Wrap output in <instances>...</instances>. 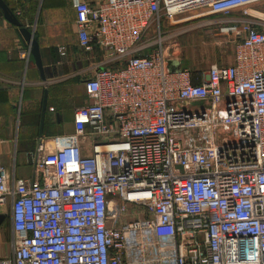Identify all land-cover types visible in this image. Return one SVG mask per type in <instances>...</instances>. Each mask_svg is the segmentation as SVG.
<instances>
[{"label": "built area", "instance_id": "1", "mask_svg": "<svg viewBox=\"0 0 264 264\" xmlns=\"http://www.w3.org/2000/svg\"><path fill=\"white\" fill-rule=\"evenodd\" d=\"M258 3L71 0L80 47L103 58L84 81L74 135L41 141L30 179L12 185L0 166L14 233L0 264H264ZM235 12L245 20L231 30L233 64L197 73L201 83L171 68L181 50L166 23Z\"/></svg>", "mask_w": 264, "mask_h": 264}, {"label": "crops", "instance_id": "2", "mask_svg": "<svg viewBox=\"0 0 264 264\" xmlns=\"http://www.w3.org/2000/svg\"><path fill=\"white\" fill-rule=\"evenodd\" d=\"M3 2L19 22L34 33L39 43L45 75L42 80L34 56L30 54V44L21 34V29L8 22L0 7V166L7 169L11 184L15 185L19 179L33 177L31 155L37 152L41 141L49 145L52 138L74 135V110L89 103L84 81L95 74L103 52L98 48L86 52L80 47L76 12L71 0ZM251 9L264 15V3L253 5ZM18 12L21 14L17 15ZM232 17L218 16L211 19L232 20L228 23L233 24L236 19ZM204 20L207 18L194 21ZM243 20H237L236 26ZM259 27L264 29V25ZM183 29L182 25L165 24L167 34L172 32L177 35L171 41L175 40L179 46ZM171 41H167L166 45H170ZM153 49L147 48L140 55H149ZM180 50L181 64L172 65L171 68L191 70L196 83H201L197 73H206L214 66L225 65L209 66L201 63L194 55L193 68H186L183 66V57L187 51L181 46ZM234 61L235 54L228 65ZM46 90L47 109L41 136V115ZM8 201L0 207V260L12 259L14 255L11 217L13 200Z\"/></svg>", "mask_w": 264, "mask_h": 264}, {"label": "rangeland", "instance_id": "3", "mask_svg": "<svg viewBox=\"0 0 264 264\" xmlns=\"http://www.w3.org/2000/svg\"><path fill=\"white\" fill-rule=\"evenodd\" d=\"M236 13L232 15V19H236L233 24L228 23L232 20L207 18L202 22L192 21L182 25L184 33L179 43L181 48L187 51L183 57L184 67L193 68L194 55L201 63L209 66L229 64L232 61L237 39L231 30L234 29L235 22L243 18L239 12Z\"/></svg>", "mask_w": 264, "mask_h": 264}, {"label": "water", "instance_id": "4", "mask_svg": "<svg viewBox=\"0 0 264 264\" xmlns=\"http://www.w3.org/2000/svg\"><path fill=\"white\" fill-rule=\"evenodd\" d=\"M0 7L2 8L4 15H5V18L8 20V22L13 23L14 25L18 26L21 29V34L23 35L24 39H26L28 41V43L30 44V54L34 56L38 70L41 73V78H42V80L45 79L43 64L41 61L39 43H38L37 39L34 38V33L31 30H29L27 27H24L23 24L19 22V20L15 16V14L11 11V9L9 7H7L5 5L3 0H0ZM47 93H48V91L46 90L45 100L43 102L44 107H43V111H42V115H41V119H42L41 129H40V135L41 136H43L42 130L44 127V121H45L44 117H45V113H46V109H47V103H46Z\"/></svg>", "mask_w": 264, "mask_h": 264}, {"label": "flooded vegetation", "instance_id": "5", "mask_svg": "<svg viewBox=\"0 0 264 264\" xmlns=\"http://www.w3.org/2000/svg\"><path fill=\"white\" fill-rule=\"evenodd\" d=\"M212 18H217V17H212Z\"/></svg>", "mask_w": 264, "mask_h": 264}]
</instances>
